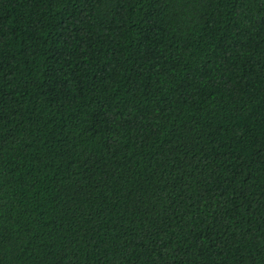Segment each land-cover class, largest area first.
Returning a JSON list of instances; mask_svg holds the SVG:
<instances>
[{
    "label": "trees",
    "instance_id": "16d2710c",
    "mask_svg": "<svg viewBox=\"0 0 264 264\" xmlns=\"http://www.w3.org/2000/svg\"><path fill=\"white\" fill-rule=\"evenodd\" d=\"M0 264H264V0H0Z\"/></svg>",
    "mask_w": 264,
    "mask_h": 264
}]
</instances>
